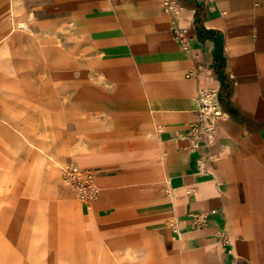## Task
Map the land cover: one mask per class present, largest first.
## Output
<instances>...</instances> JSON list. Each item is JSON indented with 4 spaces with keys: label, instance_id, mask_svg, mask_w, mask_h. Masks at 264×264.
I'll return each mask as SVG.
<instances>
[{
    "label": "crops",
    "instance_id": "1",
    "mask_svg": "<svg viewBox=\"0 0 264 264\" xmlns=\"http://www.w3.org/2000/svg\"><path fill=\"white\" fill-rule=\"evenodd\" d=\"M202 1V25L223 35L229 105L213 143L188 150L198 89L219 87L193 3L175 15L161 0H0L1 172L25 182L1 264L46 245L43 264H223L216 229L235 264H264V0ZM65 164L96 172L91 204L51 198ZM195 212L208 220L191 230Z\"/></svg>",
    "mask_w": 264,
    "mask_h": 264
},
{
    "label": "built area",
    "instance_id": "2",
    "mask_svg": "<svg viewBox=\"0 0 264 264\" xmlns=\"http://www.w3.org/2000/svg\"><path fill=\"white\" fill-rule=\"evenodd\" d=\"M164 10L177 14L179 10V0H161ZM174 38L180 44L183 50H189V41L183 35L179 28L174 29ZM211 70H213L210 67ZM192 73V72H191ZM217 87H201L197 92V119L187 126L184 138L189 141L188 150H198L200 145L208 146L213 143L219 128V120L225 116L222 103L218 101ZM206 154L201 153L197 171L200 174L209 173L206 165ZM62 183L71 189L75 196L83 203L91 204L99 194V187L96 183V172L90 168H84L73 164H65L60 168ZM208 214L204 212H195L190 214V229L197 230L207 224ZM169 227L174 233V238H180L182 231L177 221H171ZM216 244H219L226 253L230 255V259L223 264H235L236 258L231 252V242L227 235L219 229L213 233Z\"/></svg>",
    "mask_w": 264,
    "mask_h": 264
},
{
    "label": "rangeland",
    "instance_id": "3",
    "mask_svg": "<svg viewBox=\"0 0 264 264\" xmlns=\"http://www.w3.org/2000/svg\"><path fill=\"white\" fill-rule=\"evenodd\" d=\"M78 69H81V64L79 63ZM77 70V69H76ZM63 99H66V96H63ZM0 147H2V144H0ZM0 155L2 156L1 150ZM0 180L5 176L6 179H8V188L7 193L1 192L3 189L0 187V201L3 203L0 204V244H3V241L5 240V235H7V225L10 224V222H6V220L13 221V219L18 215L20 208L23 206L20 195L21 188H24L25 182L23 180L24 174L21 173H15L17 169H14L10 167V173H3L2 170V163L3 159L0 157ZM59 181H56L55 184H57V189L55 194L51 198L53 200H68V199H75L78 202H82L79 198L75 196L73 191H71L67 186H65L63 183H59ZM83 203V202H82ZM85 204V203H84ZM10 236H7V241L12 242V240L9 238ZM16 248L19 247H13L11 248L10 252H13V254H9L10 259L15 264H43V262H50L52 258V250L51 248L46 245L45 247H42L40 250L37 248L32 247H22L24 249L21 250V253H17ZM1 255V252H0ZM1 264V263H0Z\"/></svg>",
    "mask_w": 264,
    "mask_h": 264
},
{
    "label": "water",
    "instance_id": "4",
    "mask_svg": "<svg viewBox=\"0 0 264 264\" xmlns=\"http://www.w3.org/2000/svg\"><path fill=\"white\" fill-rule=\"evenodd\" d=\"M188 3H193L195 7L203 6L202 0H183ZM199 21L198 18L194 17V32L197 42L202 48L205 47L207 41L212 43L210 48V67L213 69L216 79L219 82L220 90L218 91V101L222 103L223 95L221 87H227L229 85L226 82L227 75L225 73L226 58L223 55V35L222 33L205 28L202 24H196Z\"/></svg>",
    "mask_w": 264,
    "mask_h": 264
},
{
    "label": "trees",
    "instance_id": "5",
    "mask_svg": "<svg viewBox=\"0 0 264 264\" xmlns=\"http://www.w3.org/2000/svg\"><path fill=\"white\" fill-rule=\"evenodd\" d=\"M194 17L199 19V21L196 24H202V21L204 18L203 6L195 7ZM221 91L223 95L222 106L224 107L228 106L229 105L230 84L227 87H221Z\"/></svg>",
    "mask_w": 264,
    "mask_h": 264
},
{
    "label": "bare ground",
    "instance_id": "6",
    "mask_svg": "<svg viewBox=\"0 0 264 264\" xmlns=\"http://www.w3.org/2000/svg\"><path fill=\"white\" fill-rule=\"evenodd\" d=\"M48 149V148H47ZM46 150V149H45ZM48 151V150H47ZM46 152V151H45ZM48 153V152H47ZM49 154H50V152H49ZM47 156V155H46ZM60 258V257H59ZM62 259V258H61ZM7 260V259H6Z\"/></svg>",
    "mask_w": 264,
    "mask_h": 264
}]
</instances>
